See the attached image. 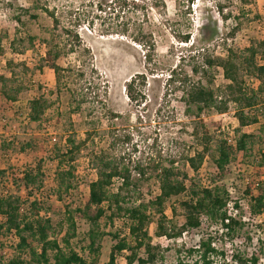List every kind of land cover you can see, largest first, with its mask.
I'll use <instances>...</instances> for the list:
<instances>
[{
	"label": "rangeland",
	"instance_id": "obj_1",
	"mask_svg": "<svg viewBox=\"0 0 264 264\" xmlns=\"http://www.w3.org/2000/svg\"><path fill=\"white\" fill-rule=\"evenodd\" d=\"M112 1L118 0H0V48L3 51L0 55V76L13 77L26 85L17 102L6 101L0 93V169L7 170V175L12 178V174L20 177L26 169L41 164L42 173L46 176L44 193L48 196L50 189H57L54 179L60 168L61 156L70 147L68 140L79 142L86 138L87 131L96 129L94 142L83 147L73 162L77 169V188L71 196L64 197L63 202L55 197L48 201L49 205L57 207L55 213L50 211L48 214L54 225L58 230L57 225H63L60 240L68 230L64 206L74 209L85 203L89 183L96 179L91 165L92 151H104L110 159L130 167L136 164L149 168L170 166L174 161L175 166L187 169L190 177L204 186L210 185L217 172L210 156L206 157L198 173L185 168L186 157L200 150L193 137L198 112L195 107L187 112L182 88L177 82L170 81V74L174 70L182 71L195 81L204 84L211 81L210 86L214 89L226 85L228 81L224 79L222 69L212 70L206 78L202 74L195 75L193 69L202 64L203 53L213 56L225 53L223 40L234 23V16L240 17L243 25L235 37L227 39V45L242 50L252 40L264 39V0H250L247 5L242 0H124V6L114 3L115 12L99 11L100 4ZM46 8L55 12L62 26L78 31L84 44L92 50L94 63L102 74L101 82L106 83L108 96L104 99L107 106L95 111L91 117L87 109L73 112L67 95L57 100V94L53 93L49 98L57 101L47 111L45 122L39 125L29 120V102L37 95L38 86L56 90L52 71L47 68L34 70L47 49L43 41L56 34L51 18L44 12ZM243 10L247 13L244 19ZM222 15L233 17L224 21ZM125 30L128 33L124 34ZM141 32L152 34L156 46V55L150 63L144 56L146 48L134 40ZM186 35H190L188 43L182 42V37ZM75 60V56H71L67 61ZM9 63L13 65L9 66ZM19 63H26L33 70L25 72L17 66ZM137 73L146 74L145 99L142 102L131 101L126 90L127 82ZM246 81L249 89L260 86L254 77H247ZM235 112L236 106L230 104L224 114L206 109L201 119L206 121L215 141L231 139L235 144V138L241 133H255L261 137L254 151L240 156L239 161L226 168L223 183L232 203L239 202L246 207L245 183L255 175L253 164L258 161L264 171V132H261L264 111L254 110L259 122L245 127L240 133L237 131L239 125ZM149 174L152 178L148 182L141 181L135 173L134 178L141 188L147 189L146 198L154 200L160 193L159 182L155 172ZM11 178L6 180L11 181ZM120 183L119 179L114 181L113 191ZM7 189L19 193L22 198L27 195L23 189L17 192L11 183ZM186 197L187 193L167 202L168 226L170 223L183 224L179 202ZM105 208L106 218L101 221V231L106 234L102 240V264L109 260L111 248L118 242L115 237L130 239L127 218L110 222L111 211L107 203ZM150 213L153 220L148 227L149 234L155 243L162 246L163 258L157 264H179L177 249H181L182 245L198 244L199 239L207 234L213 237L219 248L228 240L219 228L206 224L200 230L178 239L158 238L155 236L158 216L154 208ZM88 229L87 223L76 220V236L70 243L79 253H83L81 249L87 245ZM247 236L251 238L250 242ZM261 242H264V215L250 221L236 238L234 246L225 245V251L229 255L238 247L241 251H259ZM16 243L12 236L0 235V254H13L12 246ZM185 252L186 249L183 255ZM128 254V251L120 254L116 264H127ZM261 264H264L263 256Z\"/></svg>",
	"mask_w": 264,
	"mask_h": 264
},
{
	"label": "trees",
	"instance_id": "obj_2",
	"mask_svg": "<svg viewBox=\"0 0 264 264\" xmlns=\"http://www.w3.org/2000/svg\"><path fill=\"white\" fill-rule=\"evenodd\" d=\"M242 1L246 5L250 4V0ZM114 3L126 5L124 0L112 1L105 5L100 4L99 11L115 12L117 9ZM44 12L51 18L56 34H53L51 39L43 41L47 49L39 64L34 66L36 68L34 70L43 71L47 68L52 71L56 90L38 86L37 95L29 102V120L39 125L44 123L47 111L62 95L69 97L73 112L79 113L87 109L91 117L95 111L106 108L104 97L108 96L106 83L101 82L102 74L94 63L92 50L84 44L75 28L61 25L55 12L47 8ZM242 14V19L246 18L245 10ZM231 17L233 16L222 15L224 21ZM262 19L264 20V16ZM233 21L227 38L223 40L226 46L225 53L213 56L205 52L202 64L193 69L195 75L202 74L204 78L208 77L212 70L222 69L224 79L228 81L226 85L214 89L210 86L211 81L204 84L176 70L171 72L169 78L171 82H177L181 86L187 112L193 107L198 112L195 115L193 137L200 150L196 151L195 155L186 157L185 168L188 167L192 172L198 173L206 157L210 156L217 170L214 178L210 180V185H202L199 180L190 177L187 169L175 166L174 161L170 166L149 168L136 164L130 167L110 159L104 151H92L91 165L95 170L96 179L89 183V195L85 203L74 209L69 205L64 206L68 230L60 240L63 225H57L60 230L54 225L52 217L48 214L50 211L55 213L57 207L49 205L48 201L55 197L63 202L64 197L71 196L77 188L75 183L77 169L73 162L83 147L89 142H94L96 129L93 128L87 131L86 138L79 142L75 139L68 140L70 147L61 156L60 168L54 179L57 189H50L48 196L44 193L46 176L42 173L41 164L36 168L26 169L20 177L12 174V178L7 175V170L0 169V235L12 236L17 242L12 246L13 254H0V264H102L100 263L102 240L106 234L101 231V221L106 218V203L108 210L111 211L108 217L110 222L114 219L121 221L124 217L129 221L130 239L115 237L118 242L111 248L109 260L103 264H116L118 256L124 251L129 252L126 257L127 264H157L163 258L161 244L155 243L148 231L153 220L150 213L152 208L158 216L155 232L158 238L178 239L200 230L204 224L219 228L228 238L220 248L216 246L210 234L202 236L198 244L188 247L182 245V248L176 251L179 264H261L262 256L264 257V242H261L259 251H241L239 249L241 247H238V250L233 249L230 255L226 253L225 245L229 243L234 246L236 238L250 221L264 215L262 165L258 161L253 164L255 175L245 183L246 207L234 202L233 211H230L231 195L223 183L226 168L232 162L239 161L240 156L254 151L261 137L255 133H241L235 138V144L225 139L215 141L206 121L201 119L206 109H215L217 114H224L228 111L229 105L234 104L235 119L239 125L237 131L240 133L245 127L259 122L254 110L264 111V63H262L264 39L252 40L242 50L227 45V39L235 37L243 25L240 17L234 16ZM126 33L127 30L124 31V34ZM134 40L146 48L144 56L146 62L150 63L156 55L152 34L141 32ZM182 40L185 43L190 42V35L182 37ZM2 52L0 48V55ZM71 56H75V62L67 61ZM12 65L13 63H9V66ZM17 66L22 67L25 72L32 69L26 63H19ZM247 77L256 78L260 86L257 89H249ZM0 82V93L8 102H17L20 94L26 90L25 83L16 81L13 77L1 75ZM146 84L145 73H137L131 77L126 85L127 95L131 101L142 102L145 99ZM53 93L58 96L56 101L49 98ZM261 129V132H264V125ZM152 171L159 182L160 193L154 200H149L146 198L147 189L139 186L134 173L141 181L148 182L152 178L149 174ZM9 178L11 181L6 180ZM116 179L121 183L116 191H113ZM10 183L17 192L25 190L26 197L22 198L19 193L9 191L7 185ZM185 193L186 199L179 202L183 224L179 226L170 223L168 226L167 202ZM77 219L84 221L89 227L86 235L87 245L81 249L83 253L77 252L70 243L76 236ZM247 240L250 242L251 238L247 236Z\"/></svg>",
	"mask_w": 264,
	"mask_h": 264
},
{
	"label": "built area",
	"instance_id": "obj_3",
	"mask_svg": "<svg viewBox=\"0 0 264 264\" xmlns=\"http://www.w3.org/2000/svg\"><path fill=\"white\" fill-rule=\"evenodd\" d=\"M228 141H229L230 143H232V140H231V139H228ZM232 144H233V143H232ZM228 192H229V191H228ZM229 207H230V211L232 212V211H233V203H232V202H230Z\"/></svg>",
	"mask_w": 264,
	"mask_h": 264
}]
</instances>
